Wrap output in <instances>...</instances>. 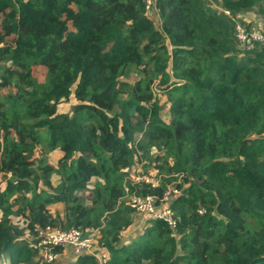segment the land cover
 <instances>
[{"label": "trees", "instance_id": "trees-1", "mask_svg": "<svg viewBox=\"0 0 264 264\" xmlns=\"http://www.w3.org/2000/svg\"><path fill=\"white\" fill-rule=\"evenodd\" d=\"M220 4L156 0L155 21L145 0H0V177L10 175L0 256L9 264L31 255L12 224L16 206L34 237L46 226L97 231L108 264H264V43L247 50L236 37V17L259 7L264 18V0ZM129 73L134 84L122 80ZM156 87L171 100L169 121ZM73 93L74 114H59ZM38 145L62 153L39 176ZM151 157L186 185L171 205L177 227L149 221L123 245L136 214L125 197L166 188L127 182ZM58 204L63 215L48 209Z\"/></svg>", "mask_w": 264, "mask_h": 264}, {"label": "rangeland", "instance_id": "rangeland-1", "mask_svg": "<svg viewBox=\"0 0 264 264\" xmlns=\"http://www.w3.org/2000/svg\"><path fill=\"white\" fill-rule=\"evenodd\" d=\"M211 6L214 10H221V4L220 0H211ZM259 7H255L249 12H245L242 14H239L236 17L237 22L241 25V27H245L246 25H250V23L254 24L261 32H264V18L259 13ZM155 21L157 19L156 12L153 11L151 13V16ZM264 43V42H263ZM263 43H260L263 44ZM138 77L134 73H129L127 77H123V81L134 84ZM156 92L158 94V101L161 105V112L160 117L164 121H169L171 118L170 114V105L171 100L168 95L162 94L158 87L155 88ZM79 102L76 100L74 93L64 102L61 103L59 106V114L64 115H70L72 116L74 114L75 106H77ZM141 135H137L136 139H140ZM163 155V151L159 150L157 146H152L151 148V155ZM34 163L33 169L36 171L38 176L40 175L39 170V164L40 163H46L47 165L52 166H58V157L55 155L54 151H49L47 145H38L36 147V153L31 159ZM139 162L131 167L128 170V176H127V182L132 185H139L141 188H144L147 186L148 191H154L157 188H159L162 184V182H165L166 188L163 191L162 195L158 194H150L156 197L157 199V207L162 206V199L167 191L172 192V200L175 196H183L184 195V187H178L179 184L182 183V177L176 175L175 177L178 179L177 181H171L169 182V179L173 178L172 176L168 175L166 170H162L161 168L156 167L157 162L152 161V157L149 159L145 158H138ZM161 161H159L160 163ZM9 176H1L0 177V190L3 192L6 189L7 181ZM93 186V183H90L89 187L91 188ZM149 194V193H147ZM84 200V202L89 205L90 201L88 200L90 195V190H87L86 192L80 194ZM141 195H146L142 194ZM27 199L30 197V195H26ZM16 197V196H15ZM171 200V201H172ZM125 201L128 204L130 202V196L127 195L125 197ZM24 205V204H23ZM50 211L58 212V209L56 207H50ZM16 213L12 215V224L17 227L22 233V238L27 239L29 241V248L31 249V255L30 258H28L24 263L21 264H46L42 257V247L40 245V240L38 239L37 235L34 237L30 234L29 229H27V226L25 225L24 217L17 215V212L19 211V206H16L13 209ZM60 212L62 209L60 208ZM63 213V212H62ZM1 217V214H0ZM149 221H152L149 219L148 215H134V222L132 228H130L128 231L124 232L122 235L121 243L123 245H127L131 243L132 239L136 238L138 235L143 233L149 223ZM90 236H93L92 234ZM178 236V235H177ZM96 239V238H95ZM69 249H62V251L59 253V259L54 264H79L78 262V255L69 252ZM92 255H95L98 263L99 261V252L100 248L98 247V243L95 242L93 244L92 248ZM0 264H9V260L4 257L3 255L0 256Z\"/></svg>", "mask_w": 264, "mask_h": 264}, {"label": "built area", "instance_id": "built-area-1", "mask_svg": "<svg viewBox=\"0 0 264 264\" xmlns=\"http://www.w3.org/2000/svg\"><path fill=\"white\" fill-rule=\"evenodd\" d=\"M148 12H156V0H145ZM230 15L229 12H225ZM236 37L240 47L252 50L257 44L264 42V33L260 30L248 32L245 27H241L238 23L236 26ZM130 196L128 203L137 215H148L152 221H164L171 228L177 227V220L172 208V192L167 191L162 199V206L157 207V199L155 196L146 194H133ZM172 200V201H171ZM202 213V212H201ZM42 247V257L46 264H54L59 259V253L55 249H71L77 255H92L93 244L97 242L99 236L97 231L93 232V236L85 237L84 233L79 229L63 230L46 226L38 229L36 233ZM96 238V239H95ZM99 261L101 264H108L110 261L109 253L106 249H100Z\"/></svg>", "mask_w": 264, "mask_h": 264}, {"label": "crops", "instance_id": "crops-1", "mask_svg": "<svg viewBox=\"0 0 264 264\" xmlns=\"http://www.w3.org/2000/svg\"><path fill=\"white\" fill-rule=\"evenodd\" d=\"M54 153H55V155L58 157V161H59V159L62 157V153L59 151V150H56V151H54ZM59 181H60V178H59V176H53V178H52V184L54 185V186H56L58 183H59ZM50 207H56L57 209H58V212L57 213H60V215H63V213L62 212H64V206L63 205H61V204H58V205H50L49 207H48V209L50 208ZM60 208L62 209V211L60 212L59 210H60ZM50 210V209H49ZM51 213H53V214H56V211L55 212H52V211H50ZM72 253H74V251H72L71 249H69ZM69 251V252H70ZM75 254V253H74Z\"/></svg>", "mask_w": 264, "mask_h": 264}]
</instances>
